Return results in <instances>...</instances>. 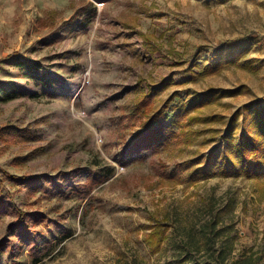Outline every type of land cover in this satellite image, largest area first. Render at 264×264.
Here are the masks:
<instances>
[{"label": "rangeland", "instance_id": "obj_1", "mask_svg": "<svg viewBox=\"0 0 264 264\" xmlns=\"http://www.w3.org/2000/svg\"><path fill=\"white\" fill-rule=\"evenodd\" d=\"M90 1L92 18L77 12ZM139 84H163L159 107L174 96L162 122L174 129L171 105L222 90L207 113L223 120L200 125L220 133L133 151ZM257 111L264 0H0V128L14 138L0 137V264H191L186 228L216 214L238 234L227 263L251 249L264 258V169L195 171ZM164 220L169 238L150 247Z\"/></svg>", "mask_w": 264, "mask_h": 264}, {"label": "trees", "instance_id": "obj_2", "mask_svg": "<svg viewBox=\"0 0 264 264\" xmlns=\"http://www.w3.org/2000/svg\"><path fill=\"white\" fill-rule=\"evenodd\" d=\"M77 12L80 14L87 13L85 17L88 18L98 15V9L91 1L86 6L79 8ZM152 43L148 37H145L144 45L146 47L153 48ZM219 64L220 62H218ZM208 67L212 66L208 65ZM162 86L163 84H150L148 86L139 84L137 86L139 94L132 105V113L136 114L142 122L143 131L129 147L133 151L159 149L160 147L168 150L175 147L182 150L194 144L198 137L209 132L212 133V136L208 138V141H213L220 130L210 126L208 128L206 126L201 127L200 125L215 124L223 120L224 117L219 112L207 113V109L212 105V100L221 95L222 90L208 88L203 92H195L189 98L171 105L170 109L174 112L172 124L177 125V129H174L162 123L163 120L168 118L164 111L169 107L174 96L171 95L161 107L155 104V97L159 94ZM229 92L231 91H224V93ZM255 114L256 116L251 120L252 130L233 136L231 128L226 135L229 142L227 151L221 154H210L204 165L201 168H196L195 171L208 174L223 170L224 172L234 171L238 174L250 176L258 174L259 170H263L264 113L261 114L257 111ZM237 118L238 112L233 116L232 122H236ZM155 122L158 124H155ZM0 133L4 143L14 139L11 136L12 131L0 128ZM10 177L22 181L21 178ZM96 182L95 176L88 178L89 186H91L87 191L88 194ZM170 225L165 220L164 222L156 221L152 231L146 236V241L150 247L157 249L165 243L169 238L167 233ZM25 228H29V225L23 222L15 230L25 231ZM177 229V227L174 228L175 233H178L179 229ZM233 229H235L234 225L222 222L219 214L212 215L209 219L203 221L200 226L194 225L189 231L186 228L187 236H183L181 240L185 249L183 261H190L191 264H264L263 256L252 249L248 253H243L240 258H233L230 263H227L238 236L236 231L235 233L232 232Z\"/></svg>", "mask_w": 264, "mask_h": 264}]
</instances>
